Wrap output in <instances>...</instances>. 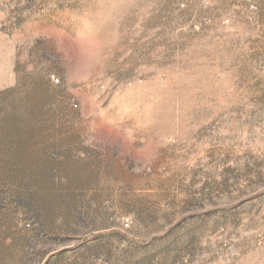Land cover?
<instances>
[{
	"label": "rangeland",
	"instance_id": "obj_1",
	"mask_svg": "<svg viewBox=\"0 0 264 264\" xmlns=\"http://www.w3.org/2000/svg\"><path fill=\"white\" fill-rule=\"evenodd\" d=\"M0 264H264V0H0Z\"/></svg>",
	"mask_w": 264,
	"mask_h": 264
},
{
	"label": "built area",
	"instance_id": "obj_2",
	"mask_svg": "<svg viewBox=\"0 0 264 264\" xmlns=\"http://www.w3.org/2000/svg\"><path fill=\"white\" fill-rule=\"evenodd\" d=\"M51 78L53 79L54 83H58V80L54 79V76H52ZM124 226L128 227V221L127 220L124 221Z\"/></svg>",
	"mask_w": 264,
	"mask_h": 264
}]
</instances>
